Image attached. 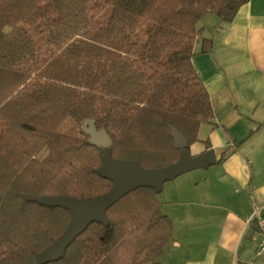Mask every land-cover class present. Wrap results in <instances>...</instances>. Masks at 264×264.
<instances>
[{
	"label": "trees",
	"instance_id": "1",
	"mask_svg": "<svg viewBox=\"0 0 264 264\" xmlns=\"http://www.w3.org/2000/svg\"><path fill=\"white\" fill-rule=\"evenodd\" d=\"M246 2L0 0V264L35 255L68 224V209L37 197L93 198L112 186L84 119L107 131L113 157L146 168L178 159L168 125L186 150L198 140L214 112L191 62L197 23L231 22ZM211 44L202 39L199 52ZM66 120L78 135L59 131ZM158 194L127 193L47 264H160L173 224Z\"/></svg>",
	"mask_w": 264,
	"mask_h": 264
},
{
	"label": "crops",
	"instance_id": "2",
	"mask_svg": "<svg viewBox=\"0 0 264 264\" xmlns=\"http://www.w3.org/2000/svg\"><path fill=\"white\" fill-rule=\"evenodd\" d=\"M199 23L191 62L214 116L187 151L213 149L217 160L162 188L161 209L173 229L157 261L262 264L255 221L248 219L257 207L264 214V0H248L231 22L206 14ZM204 38L212 44L201 53Z\"/></svg>",
	"mask_w": 264,
	"mask_h": 264
},
{
	"label": "water",
	"instance_id": "3",
	"mask_svg": "<svg viewBox=\"0 0 264 264\" xmlns=\"http://www.w3.org/2000/svg\"><path fill=\"white\" fill-rule=\"evenodd\" d=\"M82 130L88 136V142L101 148L102 165L97 173L112 180V186L104 193L93 198H77L68 195L39 196L36 203L66 208L71 217L61 235L51 244L36 253L27 255L23 260L12 264H47L62 256L69 244L93 222L106 223L107 209L127 193L140 187L152 188L160 193L163 184L188 171L207 168L217 160L213 149L196 155L187 150V141L173 125H168L174 148L179 150L176 161L164 166L146 168L135 159L116 158L112 155L113 141L104 128L97 129L95 120L82 121Z\"/></svg>",
	"mask_w": 264,
	"mask_h": 264
},
{
	"label": "built area",
	"instance_id": "4",
	"mask_svg": "<svg viewBox=\"0 0 264 264\" xmlns=\"http://www.w3.org/2000/svg\"><path fill=\"white\" fill-rule=\"evenodd\" d=\"M248 220L255 221L257 233L259 235L257 254L262 256V264H264V214L262 208H255Z\"/></svg>",
	"mask_w": 264,
	"mask_h": 264
},
{
	"label": "rangeland",
	"instance_id": "5",
	"mask_svg": "<svg viewBox=\"0 0 264 264\" xmlns=\"http://www.w3.org/2000/svg\"><path fill=\"white\" fill-rule=\"evenodd\" d=\"M197 24H198V26L200 25L199 22ZM7 29L8 28H6V30ZM79 127L80 126H76V124L74 122H72L71 120H66L59 127V131L62 132V133H69V134H73V135H78V133H79ZM201 170H203V169H201ZM171 182H173V180L165 182L164 185H163V188H164V186L166 187V186H168V184H171ZM161 193L158 194V200H159L160 203H161V200H160L161 199L160 198Z\"/></svg>",
	"mask_w": 264,
	"mask_h": 264
}]
</instances>
